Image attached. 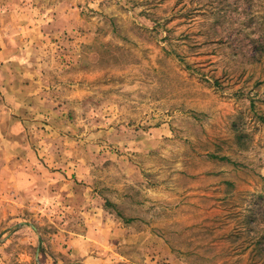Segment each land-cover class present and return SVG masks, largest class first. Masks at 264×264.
I'll use <instances>...</instances> for the list:
<instances>
[{
    "label": "rangeland",
    "instance_id": "1",
    "mask_svg": "<svg viewBox=\"0 0 264 264\" xmlns=\"http://www.w3.org/2000/svg\"><path fill=\"white\" fill-rule=\"evenodd\" d=\"M0 139V264H264V0H0Z\"/></svg>",
    "mask_w": 264,
    "mask_h": 264
},
{
    "label": "crops",
    "instance_id": "2",
    "mask_svg": "<svg viewBox=\"0 0 264 264\" xmlns=\"http://www.w3.org/2000/svg\"><path fill=\"white\" fill-rule=\"evenodd\" d=\"M1 144H2V140L0 139V147H1ZM8 153L10 154H14L15 155V150H0V155H6ZM0 163H3L0 161ZM19 166V167H18ZM16 168L20 169V170H16L15 173L16 175L14 174V171H12V173L10 174V177L9 178H12L18 185L19 188L21 187H25L26 186V183L28 181V179H25L23 177V174L24 172L22 171V169H25V166L22 164H19L16 166ZM31 169L28 168V172L30 173ZM31 174V173H30ZM7 174H5L6 176ZM15 175V176H14ZM30 176H28L29 178ZM29 184H31V182H29Z\"/></svg>",
    "mask_w": 264,
    "mask_h": 264
}]
</instances>
